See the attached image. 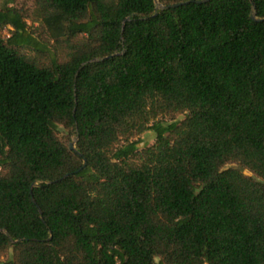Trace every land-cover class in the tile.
Masks as SVG:
<instances>
[{
	"label": "trees",
	"instance_id": "trees-1",
	"mask_svg": "<svg viewBox=\"0 0 264 264\" xmlns=\"http://www.w3.org/2000/svg\"><path fill=\"white\" fill-rule=\"evenodd\" d=\"M34 1L42 41L0 10V264H264V0Z\"/></svg>",
	"mask_w": 264,
	"mask_h": 264
},
{
	"label": "rangeland",
	"instance_id": "rangeland-1",
	"mask_svg": "<svg viewBox=\"0 0 264 264\" xmlns=\"http://www.w3.org/2000/svg\"><path fill=\"white\" fill-rule=\"evenodd\" d=\"M15 8L17 10H20L24 16H25V21L28 24V30L32 32V34L37 37L39 40H43L46 36L44 35V30L41 27V16L39 13V9L36 7L35 1L34 0H0V10H5L6 8ZM13 32V28L7 25L1 32L2 37L6 40L11 36ZM25 50V49H24ZM25 51L27 52H33V50H28L26 49ZM183 116H177V119H182ZM163 122H169L171 119L169 117L162 118ZM59 136L65 140L67 143L70 144V142L74 141L76 143V138L75 136H71V139L68 141V134L64 129H60L58 131ZM140 139L141 142L138 145L139 149L144 148L145 146H150L155 143L156 135L154 131L149 130L141 135L134 137L133 139ZM76 145V144H75ZM235 165V164H232ZM246 174H251L248 170L245 171ZM12 256V250H8L7 253L1 258L0 263L7 260Z\"/></svg>",
	"mask_w": 264,
	"mask_h": 264
},
{
	"label": "water",
	"instance_id": "water-1",
	"mask_svg": "<svg viewBox=\"0 0 264 264\" xmlns=\"http://www.w3.org/2000/svg\"><path fill=\"white\" fill-rule=\"evenodd\" d=\"M199 2H203V1H207V0H198ZM156 3H157V5H159V6H161L160 4H159V2H158V0H156ZM182 3H175V4H170V5H164V6H161L163 9H167V8H174V7H177V6H179V5H181ZM252 17H253V19H255V20H257V21H264V18H257L256 16H255V14H252ZM128 20V19H127ZM112 56V55H111ZM110 56V57H111ZM100 60V58H95V59H93V60H91V61H99ZM69 148L71 149V150H74V151H77V148H76V145H75V142L74 141H72V142H70V144H69ZM86 164H87V162H86V159H84V163H83V167H85L86 166ZM68 175H66L65 177H67ZM34 185H35V183H33L32 185H31V189H33V187H34ZM32 200L35 202V199H34V197H32Z\"/></svg>",
	"mask_w": 264,
	"mask_h": 264
}]
</instances>
